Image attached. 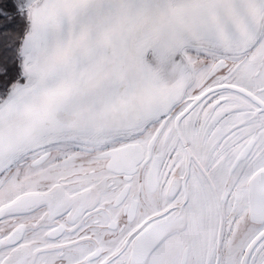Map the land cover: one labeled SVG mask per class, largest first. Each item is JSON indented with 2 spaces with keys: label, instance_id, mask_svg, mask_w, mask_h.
<instances>
[{
  "label": "snow or ice",
  "instance_id": "obj_1",
  "mask_svg": "<svg viewBox=\"0 0 264 264\" xmlns=\"http://www.w3.org/2000/svg\"><path fill=\"white\" fill-rule=\"evenodd\" d=\"M0 264H264V0H0Z\"/></svg>",
  "mask_w": 264,
  "mask_h": 264
}]
</instances>
